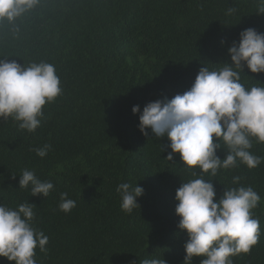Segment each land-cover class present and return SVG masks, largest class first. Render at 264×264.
Segmentation results:
<instances>
[{"label":"trees","instance_id":"16d2710c","mask_svg":"<svg viewBox=\"0 0 264 264\" xmlns=\"http://www.w3.org/2000/svg\"><path fill=\"white\" fill-rule=\"evenodd\" d=\"M261 8L262 0H40L15 21L0 20V59L50 63L62 89L42 107L34 132L19 129L11 117L0 120V204H35L33 226L49 238L46 253L36 249L37 264L154 258L182 264L187 235L176 227L175 191L201 178L200 170L182 167L179 154L168 161L167 139L142 135L131 108L182 94L204 64L222 67L215 63L229 61L227 48L239 32L251 27L264 33ZM244 74L246 88L264 86V74L247 68ZM45 144L50 151L38 157L34 149ZM225 150L217 155L223 158ZM250 151L264 157V143L253 140ZM23 169L53 183L47 197L18 187ZM234 176L242 179L233 184ZM202 178L212 180L217 199L239 186L259 194L252 210L260 223L258 243L231 259L264 264V160L253 169L239 164ZM121 183L144 190L131 213L120 208ZM61 193L76 201L68 213L59 210ZM199 260L193 257V264ZM0 264L14 262L0 257Z\"/></svg>","mask_w":264,"mask_h":264},{"label":"clouds","instance_id":"9594fccd","mask_svg":"<svg viewBox=\"0 0 264 264\" xmlns=\"http://www.w3.org/2000/svg\"><path fill=\"white\" fill-rule=\"evenodd\" d=\"M39 3L0 0V20L15 21ZM233 11L227 10L229 14ZM260 12L264 13V8ZM227 55L229 61L215 63L222 67H200L191 87L182 94L150 101L142 110L139 105L131 108L134 115L139 114L137 127L142 135L148 137L150 132L157 139H167L168 161L179 154L182 167L200 170L201 178L180 183L175 191V215L179 217L176 227L187 235L182 264H193V257H200L199 264H233L231 258L248 254L260 237L259 220L252 214L260 202L254 188L224 189L217 199L212 180L202 178L204 173L214 177L218 170L239 164L253 169L264 160L250 151L253 140L264 143V86L246 88L241 83L245 68L252 74H264V33L251 27L242 30L238 40L227 48ZM6 58L0 59V120L11 117L19 129L34 132L44 115L42 107L62 92L56 68L43 61L25 66ZM50 149L51 145L45 144L34 151L43 158ZM218 149H226L223 158L217 155ZM191 174L198 175L195 171ZM241 179L234 176L232 182L237 184ZM18 187H30L33 197H47L54 185L23 169ZM116 191L122 211L131 213L139 208L137 198L144 190L137 183H121ZM34 205L29 201L16 208L0 204V257L14 264H37L36 249L47 252L48 236L32 223ZM75 206L76 201L67 193L60 194V211L68 213ZM141 264L166 262L154 258L144 259Z\"/></svg>","mask_w":264,"mask_h":264}]
</instances>
